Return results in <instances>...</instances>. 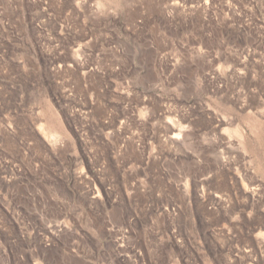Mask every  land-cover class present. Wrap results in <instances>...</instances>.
Returning <instances> with one entry per match:
<instances>
[{"label":"rangeland","instance_id":"rangeland-1","mask_svg":"<svg viewBox=\"0 0 264 264\" xmlns=\"http://www.w3.org/2000/svg\"><path fill=\"white\" fill-rule=\"evenodd\" d=\"M0 264H264V0H0Z\"/></svg>","mask_w":264,"mask_h":264}]
</instances>
